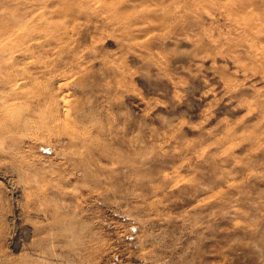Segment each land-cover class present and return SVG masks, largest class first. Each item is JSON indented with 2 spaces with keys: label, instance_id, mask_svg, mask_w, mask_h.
I'll use <instances>...</instances> for the list:
<instances>
[{
  "label": "rangeland",
  "instance_id": "374dc122",
  "mask_svg": "<svg viewBox=\"0 0 264 264\" xmlns=\"http://www.w3.org/2000/svg\"><path fill=\"white\" fill-rule=\"evenodd\" d=\"M0 103V264H264V0H0Z\"/></svg>",
  "mask_w": 264,
  "mask_h": 264
},
{
  "label": "bare ground",
  "instance_id": "6f19581e",
  "mask_svg": "<svg viewBox=\"0 0 264 264\" xmlns=\"http://www.w3.org/2000/svg\"><path fill=\"white\" fill-rule=\"evenodd\" d=\"M7 23H8V22H7ZM7 23H6V24H7ZM24 23H25V22H24ZM27 30H28V29H27ZM43 51H44V50H43ZM26 53H27V52H26ZM40 56H41V55H40ZM12 61H13V59H12ZM3 65H4V64H3ZM27 70H28V69H27ZM4 71H5V70H4ZM17 71H18V69H17ZM4 73H5V72H4ZM23 73H24V72H23ZM17 75H18V74H17ZM17 75H16V76H17ZM15 79L18 80L17 78H15ZM9 80H10V79H9ZM9 80H8V81H9ZM13 80H14V79H13ZM7 83H8V82H7ZM4 95H5V94H4ZM44 97H45V96H44ZM0 104H1V103H0ZM9 109H10V108H9ZM18 123H19V122H18ZM11 128H15V126H12ZM2 129H3V128H2Z\"/></svg>",
  "mask_w": 264,
  "mask_h": 264
}]
</instances>
